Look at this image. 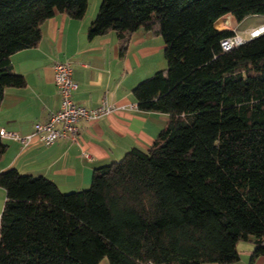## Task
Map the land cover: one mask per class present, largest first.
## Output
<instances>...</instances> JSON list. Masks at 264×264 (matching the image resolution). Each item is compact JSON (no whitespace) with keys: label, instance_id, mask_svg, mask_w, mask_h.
<instances>
[{"label":"trees","instance_id":"obj_1","mask_svg":"<svg viewBox=\"0 0 264 264\" xmlns=\"http://www.w3.org/2000/svg\"><path fill=\"white\" fill-rule=\"evenodd\" d=\"M88 0H0V104L21 87L10 56L34 46L57 13ZM264 16V0H100L89 38L113 31L120 53L142 28L162 37L165 67L132 89L137 107L168 115L150 147L94 168L62 192L43 176L0 172V264L231 263L252 240L264 255V32L229 49L218 26ZM7 145L0 137V157Z\"/></svg>","mask_w":264,"mask_h":264},{"label":"crops","instance_id":"obj_2","mask_svg":"<svg viewBox=\"0 0 264 264\" xmlns=\"http://www.w3.org/2000/svg\"><path fill=\"white\" fill-rule=\"evenodd\" d=\"M93 3L89 8L88 0L81 19L57 13L44 20L39 41L11 54L13 70L23 76L24 85L5 88L0 128L31 134L34 123L45 121L59 108L60 95L53 81L55 62H67L72 68L77 83L75 103L94 108L105 100L114 106L113 111L97 119L79 120L76 141L62 138L44 144L34 136L22 146L4 139L7 148L0 157V172L14 167L23 174L48 178L62 192L79 190L89 186L94 168L119 160L133 147L148 149L165 126L166 113L139 109L132 95L139 81L165 67L162 37L140 28L131 34L123 53L113 31L89 38L88 26L99 0ZM5 197L0 187V214ZM247 242L241 246L238 242L239 258L225 264H264V255L251 259L254 244L251 239Z\"/></svg>","mask_w":264,"mask_h":264},{"label":"built area","instance_id":"obj_3","mask_svg":"<svg viewBox=\"0 0 264 264\" xmlns=\"http://www.w3.org/2000/svg\"><path fill=\"white\" fill-rule=\"evenodd\" d=\"M251 36L253 37V35ZM243 41L244 39L238 34H234L233 37L223 39L220 44L223 49H229ZM53 73V81L60 95L59 108L51 112L45 121L34 123L31 134L21 135L16 131L0 128V137L2 139L16 140L22 146H27L31 143L34 136L44 144H50L62 138L76 141L79 132L77 125L79 120L97 119L113 111L114 106L105 100H102L94 108H86L75 103L73 92L77 88V83L72 77V68L67 62H55L53 64ZM83 156L88 157V153L84 152Z\"/></svg>","mask_w":264,"mask_h":264},{"label":"rangeland","instance_id":"obj_4","mask_svg":"<svg viewBox=\"0 0 264 264\" xmlns=\"http://www.w3.org/2000/svg\"><path fill=\"white\" fill-rule=\"evenodd\" d=\"M95 1V0H94ZM95 3V2H94ZM93 0H89V8L93 6ZM100 4V0H99ZM236 25V26H234ZM219 27L235 30L237 34L243 38L244 40L255 36L261 32H264V16L262 15H251L245 17L240 22L235 21V19L231 15H226L223 17L218 23ZM237 27V29H235ZM247 241H239V246L247 244Z\"/></svg>","mask_w":264,"mask_h":264}]
</instances>
